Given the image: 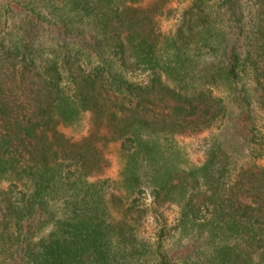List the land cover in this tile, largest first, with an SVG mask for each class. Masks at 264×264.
<instances>
[{
  "label": "trees",
  "instance_id": "obj_1",
  "mask_svg": "<svg viewBox=\"0 0 264 264\" xmlns=\"http://www.w3.org/2000/svg\"><path fill=\"white\" fill-rule=\"evenodd\" d=\"M175 1H0V264H264V0Z\"/></svg>",
  "mask_w": 264,
  "mask_h": 264
},
{
  "label": "rangeland",
  "instance_id": "obj_2",
  "mask_svg": "<svg viewBox=\"0 0 264 264\" xmlns=\"http://www.w3.org/2000/svg\"><path fill=\"white\" fill-rule=\"evenodd\" d=\"M2 1V0H0ZM180 1V2H179ZM175 3L178 5H183L187 3V0H176ZM176 4H174V6H176ZM170 23L164 21L163 23V28L167 29V27L169 26ZM76 136V135H75ZM78 137V136H76ZM220 139L223 141V147L224 149H226L228 152L232 151L234 148H237L239 151H243V149H239V138L237 137V134L234 132L233 128L231 127L230 124H228L225 129H223V131L220 133ZM244 152V151H243ZM109 158V167L104 171V176L108 177V178H116L118 176V170L120 168V162L118 160V155H117V151L112 150L110 152V154L108 155ZM115 179V180H116ZM147 200V199H146ZM149 200H147L148 202ZM174 211H176L175 208H170L169 212L170 214H172ZM146 229L147 231H151V225L149 223H146Z\"/></svg>",
  "mask_w": 264,
  "mask_h": 264
}]
</instances>
